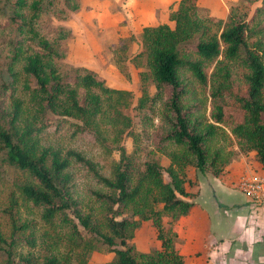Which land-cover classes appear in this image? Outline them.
I'll return each instance as SVG.
<instances>
[{
    "label": "trees",
    "instance_id": "obj_1",
    "mask_svg": "<svg viewBox=\"0 0 264 264\" xmlns=\"http://www.w3.org/2000/svg\"><path fill=\"white\" fill-rule=\"evenodd\" d=\"M56 1L0 0V27L14 33L10 41H1L7 52L0 95L10 102L8 125L0 127V147L5 150L4 161L28 176L17 190L38 210L44 225L38 240L47 252H41L40 264H87L98 244L114 253L109 264H186L172 224L194 204L188 199L195 195L186 186L191 183L187 169L219 175L236 156L249 152L264 166V0H242L246 10L231 7L226 19L210 14L198 0H178L169 12L173 26L142 27L141 49L132 59H144L148 73H139L137 109L145 113L159 100L167 128L157 135L153 150L148 151L154 154L148 158L141 159L144 152L136 135L131 152L118 144L119 158L111 163L110 175L102 174L96 162L81 152L62 151L42 142L51 126L59 130L67 124L72 132H80L97 131L110 123L121 126L123 133L132 126L131 91L107 85L91 69L67 71L58 63L64 54L59 43L66 32L52 27L57 35L50 41L39 22L45 11L53 12ZM256 1L260 6L252 12ZM64 4L72 10L79 7L78 0H64ZM127 47L123 44L117 51L118 59ZM212 65L210 75L216 85L209 91L208 119L202 117L198 102L190 103V91L181 76L188 73L206 88ZM234 75L242 83L237 90L232 88L237 84ZM216 136L228 141L232 136L233 156V151L224 153L211 145ZM105 140L97 141L104 144ZM156 153L165 156L168 164L158 162ZM71 161L94 181L89 205L84 207L70 183ZM2 211L11 228L8 236L0 229V250L6 255L5 264H13L17 245L34 249L38 240L33 221L22 217L13 193ZM144 221L151 222L160 242L151 252L138 251L129 243ZM59 250L64 252L58 255Z\"/></svg>",
    "mask_w": 264,
    "mask_h": 264
},
{
    "label": "rangeland",
    "instance_id": "obj_2",
    "mask_svg": "<svg viewBox=\"0 0 264 264\" xmlns=\"http://www.w3.org/2000/svg\"><path fill=\"white\" fill-rule=\"evenodd\" d=\"M78 2V9L72 10L64 4V0H57L53 6V12L48 10L41 15L39 19L41 30L45 31L43 33L48 35L47 37L50 41L54 40L57 35L51 31L52 27L65 30L66 36L59 43V49L64 52L58 62L63 64L62 68L65 67L67 71L77 67L91 69L103 77L107 85L132 92L131 105L129 107V113L132 118L131 131L123 133L121 126L105 123L97 131L82 130L80 132H72L73 128L67 127V124H65L61 125L62 127L59 130L55 129L54 126L48 127L42 142L59 147L62 151L72 148L81 152L84 156L96 162L102 174L110 175L111 163L119 158V152L116 149L118 144L123 145L127 152H131L134 149V136L136 135L144 152L143 155H140L141 159L148 158L154 154L148 151L153 150L157 135L167 128V124L162 117L163 107L159 100L153 102L145 110V113L137 109V99L141 95L139 73H148V69L144 59L137 58L133 60L132 57L141 49L140 34L142 27L161 23L173 26V22L169 19V12L171 9L176 8L178 0H78ZM198 4L201 7L208 8L210 14L222 19L227 18L231 7H237L241 11L246 10V4L242 0H198ZM258 6H260V2H254L250 7L251 11L253 12ZM126 35L127 38H123ZM13 37L14 33L11 30L0 27V76L3 75L1 69L4 63V54L7 52V47L1 41H10ZM128 37H130V41ZM123 44H128V47L126 53L123 54L124 57L120 55L122 59H118L119 54L117 51L123 48ZM115 52L117 55H115ZM212 71L213 65L208 70V76ZM181 77L189 88L190 103L198 102L200 104V113L203 114L202 117L209 119L211 111L209 91L216 85L214 83L215 77L210 75L206 88L196 82L188 73L182 74ZM218 81L222 83L223 78L218 79ZM233 81L237 82V84H232L234 85L232 86L234 90L242 86L241 80L237 79L236 75L233 76ZM155 91L151 83V93H155ZM1 93L2 91H0ZM9 102V97L0 95V127L8 125L6 111ZM95 134L100 135L97 137ZM101 138L106 139L104 144L97 141ZM232 139V136L229 141L223 139L222 136H216L212 140L211 145L219 147L224 153L233 151V156L236 150H234L235 144ZM107 147H110V150ZM241 155L238 158L236 156L235 160H238ZM245 155L248 157L250 165H258L253 152L245 153ZM4 157L5 150L0 147V229L4 235H9L11 225L2 209L6 205L8 195L13 193L18 200L22 217L33 221L32 227L35 229L34 232L38 240L44 229V225L39 218V212L31 204L24 201L17 190V185L26 182L28 176L15 166L7 164L4 161ZM155 158L164 166L168 164V159L162 154L156 153ZM231 164L229 163L226 167ZM67 171L71 173L70 183L72 184L74 196L80 201L82 207H84L83 205H89V189L95 188L94 181L86 174V170L74 161L70 162ZM203 173L211 174L208 170L202 172L195 167L187 169V174L195 179L192 185L193 189H196L197 185L196 176ZM257 173L259 171L244 173L240 178ZM259 174L264 175V172ZM164 178L168 179L166 174H164ZM198 182V194H195L196 197L194 199L188 198L189 200L193 199L197 204L196 209L203 203H211L210 201L214 194L221 202L230 205L229 207L221 206L219 214L215 213L214 208L209 209L212 225L214 227L217 226L218 234H221L220 231L226 224L234 225L236 230L244 224L247 217L245 214L247 213L244 208L240 210L238 207H245V205L253 203L256 206L264 204L254 202L253 198L246 196L240 191L238 181L233 184L228 181H222L220 177L211 175L199 178ZM253 214L255 212L252 211ZM71 215L69 212V216ZM166 220L168 221V219ZM263 225H259L258 228L260 229L256 230H260L259 234L262 235L264 240V233L261 232V230L264 231ZM229 234L224 230L221 237L227 238ZM129 243L141 252H151L159 247L155 228L150 222L142 223L135 230ZM256 246H263V242ZM41 252H47V250L39 240L34 249H29L26 245L19 244L14 249L15 260L13 264H40L42 261ZM62 252L64 250H59L58 255ZM22 258H26L28 261L23 263ZM5 259V253L0 250V264H5ZM113 259L114 253L107 251L101 244H98L97 248L90 253L87 264H109ZM247 262L248 264H260L257 257L247 259ZM261 264H264V262Z\"/></svg>",
    "mask_w": 264,
    "mask_h": 264
},
{
    "label": "crops",
    "instance_id": "obj_3",
    "mask_svg": "<svg viewBox=\"0 0 264 264\" xmlns=\"http://www.w3.org/2000/svg\"><path fill=\"white\" fill-rule=\"evenodd\" d=\"M231 163L232 164L226 167L219 175H213L212 173L197 175L196 189L192 187L195 179L187 174L191 181L189 185H186L187 189L194 193V195H197L198 179L205 176L213 175L220 177L222 181H228L234 184L244 173L247 174L252 171H259V173L264 172V166L261 164L257 163L258 165L255 166L253 164L250 165L248 157L245 154L241 155L238 160H233ZM193 199L191 200L194 204L190 212L180 217L172 224L173 230L177 234L176 246L183 255L186 264H248L247 259H253L254 257H257L260 264L264 262V240L262 235L259 234L260 230H256L260 229L258 228L259 225L264 224V204L256 206L253 203L247 204L245 207H238L240 210L243 208L245 209L247 213L245 214L247 215L246 220L238 230L234 229V225L231 224L224 225L223 229L220 228L221 231L225 230L227 234L230 233L229 237L224 238L221 237L223 231H220L221 234H218L217 226L214 227L212 225L209 209L214 208L213 210H215V213L219 214L221 206L229 207L230 205L221 202L214 194L211 198V203H203V205H200L198 209H196L197 204ZM251 210L255 212V214L252 215ZM166 219L167 218H164L165 225H167L168 222ZM254 230L256 231L254 232ZM261 232L264 233L262 230ZM261 242H263V246H256Z\"/></svg>",
    "mask_w": 264,
    "mask_h": 264
},
{
    "label": "built area",
    "instance_id": "obj_4",
    "mask_svg": "<svg viewBox=\"0 0 264 264\" xmlns=\"http://www.w3.org/2000/svg\"><path fill=\"white\" fill-rule=\"evenodd\" d=\"M238 188L254 202L264 203V175L243 176L238 180Z\"/></svg>",
    "mask_w": 264,
    "mask_h": 264
}]
</instances>
